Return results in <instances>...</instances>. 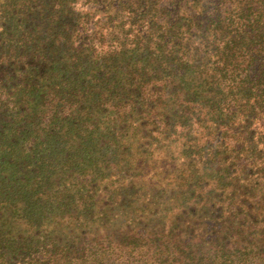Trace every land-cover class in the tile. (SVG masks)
Listing matches in <instances>:
<instances>
[{"label":"trees","instance_id":"16d2710c","mask_svg":"<svg viewBox=\"0 0 264 264\" xmlns=\"http://www.w3.org/2000/svg\"><path fill=\"white\" fill-rule=\"evenodd\" d=\"M0 264H264V0H0Z\"/></svg>","mask_w":264,"mask_h":264}]
</instances>
